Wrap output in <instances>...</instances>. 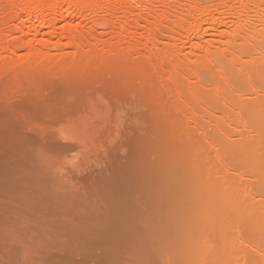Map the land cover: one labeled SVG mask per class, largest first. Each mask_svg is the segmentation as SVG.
I'll use <instances>...</instances> for the list:
<instances>
[{
  "label": "rangeland",
  "instance_id": "rangeland-1",
  "mask_svg": "<svg viewBox=\"0 0 264 264\" xmlns=\"http://www.w3.org/2000/svg\"><path fill=\"white\" fill-rule=\"evenodd\" d=\"M125 1V10L129 11L130 8L134 14H137L134 16L147 18L146 22L151 19V16L146 15L150 14L148 7H151L154 1L157 2L155 5L159 10L165 9V5L158 0ZM170 1L173 6L189 8L190 0ZM241 1L243 0H227L225 2L229 5L227 7L222 0H199L210 11L217 9L215 6L220 4L221 8L217 10L226 13L222 12L223 22L228 20L226 16L232 4L242 9L239 7L243 6ZM9 2L10 0H0V9H6L0 10L2 21H9V14L6 13ZM5 3H8V6ZM131 5H136V8ZM206 13L209 12L206 11ZM50 14L47 16H51ZM93 18L95 17L90 19V16H87L85 23L89 27L93 26L94 29L97 24ZM10 21L8 27L14 31L13 35L9 36L12 40L18 34L16 20ZM143 27L137 30L136 35H132L134 39L145 35H143L145 33ZM166 27H162L160 40L158 39L159 45L163 46V42L176 44L177 41L174 38L176 36L173 34L174 41H172L170 38L172 34ZM96 28L95 32L98 35L96 48L101 51L103 46L109 45L113 34L110 31L103 34ZM254 29L256 28L247 32L253 38L258 35ZM216 35L207 37L206 41L219 39ZM195 42L196 39H192L186 43L183 52L195 53L196 56L189 55L191 63L196 62L200 57L197 55ZM238 42L241 41L238 40ZM206 43L208 44V41ZM177 44L179 45V42ZM251 49L253 50V46ZM250 50L242 57L243 63L246 61L250 64L249 66L247 63L242 64L241 60H239L241 63L238 60L239 63H236L237 58L232 52L226 53L224 58L221 57L223 60L219 58L222 71L226 70L231 75V72L237 68L236 71L241 70L243 73H240L243 81H238L241 78L238 72L235 75L237 81L233 83L237 86L231 82L233 88L230 89L237 87L239 90H233L235 97L233 94L221 96V90L217 89L220 83L215 82L216 74L214 76V73L217 72L215 68L205 65L198 71V75L193 77L194 68L190 64L183 69L182 76H177L174 73L173 62L162 65L148 61L145 63L141 60L147 56L146 51L132 56L126 52H120L101 59L85 57L81 63L68 65L65 70L63 69V74L58 73L59 64L57 63L29 65L15 60L16 62L13 63V61L12 64H0V91L10 85H14L13 90L19 86L18 90L20 85L26 90L27 84H31L29 87L32 88V83L35 81L41 84L51 80V85L53 80L55 85L60 84L57 85L60 86L57 87L59 92H65L61 90L64 84L63 86L66 85L64 89H67L68 93L74 94L78 91V93L86 94L85 98H88L81 106L84 107L83 109L79 108V111H76L78 113L62 117L63 119L39 114L40 116L34 117L29 131L22 130L18 120L11 117L10 113L0 110V120L4 123L3 129L9 134V139L11 137L17 144V151L19 149L23 151L19 156L8 157L5 154L8 142L3 143L5 137L0 133V264H202V262L206 264L204 261L207 260L203 261L206 255L217 260L213 262L214 264H222L220 260L230 261L231 257H236L235 260L240 261V264H264L262 261L264 258L254 257L253 239L249 241L251 238L245 240L247 246L242 243L243 248H239V244L234 243L230 248V244L226 243L227 247L221 244L219 246L221 250L215 248L217 251L215 252L211 246L213 250L211 255H209L211 250H208L209 252L206 250L204 256L205 249L209 246L201 247L200 250L204 251L202 250L200 255L205 258L197 253L190 261L187 260L188 256L184 255V252L193 247L191 245L195 247L197 243H200L194 234L191 239L190 233H195L193 232L195 225H192L195 224L192 223L195 222L192 210L195 211L196 204L192 206L193 209L191 205L194 204V199L195 202L200 199L198 197L202 193H197L201 191V188L204 190L203 197H208L205 200L200 196L202 202L206 201L199 204L201 206L210 201L211 192L227 196L237 191L236 197L240 196L245 202L243 205L247 206L244 209L249 208L245 212L248 217L245 216L243 219L249 218V221L256 219V222L262 221L261 224L264 226V140H262L264 137V110H262L264 77H260L264 73V68L261 69L264 65V52L262 56L260 54L257 58L251 59L255 56L252 55L254 50L251 52ZM65 52H72V50L68 49ZM204 54L207 55L206 52H203ZM205 55L204 58H208ZM216 59L218 57L212 60L217 61ZM249 60H253L251 63L254 64L251 65ZM223 65L226 69H223ZM163 71L165 77L161 74ZM245 72H251L254 75L250 82L243 79L242 75ZM236 78H230V80H236ZM259 80H262V86L258 84ZM46 84H41L44 86L43 91L50 89V85ZM36 85L39 84L36 83ZM54 86L51 88L56 90ZM34 87L37 86L34 85ZM20 89L16 90L18 94H24L25 91ZM220 89H222L221 86ZM253 89H259L260 92ZM177 90L180 93L179 96L175 95ZM198 97L209 98L206 106L208 110L215 111L218 107H225V114L217 111L214 114L212 111H209L212 113H206L200 108ZM215 105L217 108H213ZM185 107L204 112L198 111L196 115L195 112L192 116H188L184 113ZM259 108H262L263 113L258 111ZM224 119L227 122H234L237 128L232 131ZM238 122L242 125L240 126ZM218 124L221 125L217 127ZM244 125L249 127L244 129ZM209 139L212 143L215 141L214 146L206 143ZM233 152L235 157L231 156ZM219 155L223 157L221 161H219ZM246 156L251 158L248 157V159ZM234 158L238 162H235ZM229 159L232 160L228 162ZM223 165H227L226 168ZM228 166L231 169L229 172ZM244 171L246 175H241ZM217 177L218 180L221 178V181L216 180ZM247 181L251 185L247 188L248 190L255 189L254 183L257 185V190H254L255 195H252L253 191L252 193L248 191L251 193L250 196L246 194L244 189L246 185H249ZM193 193L197 194V197ZM198 207L201 209L200 206ZM220 223L218 226L213 225L212 230L209 229V238L213 242L216 239L217 245L220 244L218 242L220 233L231 234L232 232L235 235L237 230L231 224V220L227 222L229 223L227 225L226 222ZM230 224L232 227L229 226ZM216 236L217 238H214ZM244 247L245 250H243ZM214 252L220 253L217 254L218 258L214 257Z\"/></svg>",
  "mask_w": 264,
  "mask_h": 264
},
{
  "label": "bare ground",
  "instance_id": "bare-ground-1",
  "mask_svg": "<svg viewBox=\"0 0 264 264\" xmlns=\"http://www.w3.org/2000/svg\"><path fill=\"white\" fill-rule=\"evenodd\" d=\"M124 1L125 0H116V1H114V0L113 1L112 0H10L9 4L5 3V5H7V4L9 5V6L7 5L9 8H7L8 11H6V13L9 14V16H8L9 21L10 20H16L15 26L17 28V34L18 35H16L15 37L13 36L14 38L12 40H10L9 36L13 35L14 31H13V29H10L8 27V24L12 21L9 22L6 20H4V21L0 20V64H2V63L3 64H12L13 61H14L13 63L16 62L15 60H18V61L20 60L19 62H24L25 64H29V65H34L36 63H42V64H47V65L57 63V64H59L58 65V71H59L58 73L63 74V72H62L63 69L65 70V68L68 65H72V64L76 65L77 63H81L85 57L86 58L101 59V58L109 56V55L119 54L120 52L121 53L126 52L132 56L135 54L139 55V53H141V51H146L147 56L145 58H142L141 60L145 61V63L148 61L150 63H153V62H156L158 64L161 63L162 65L173 62V64H174L173 69L175 70V72L174 71L173 72L176 73L177 76L178 75L182 76L183 69L185 67H188V65H190V64H191L190 66H193L192 68H194L193 69V77L194 76L196 77V75H198V71L205 65L206 66L209 65V67L211 66V68L212 67L215 68L217 71L214 73V76L216 74V76H215L216 81L215 82L217 84L219 82L222 89H220V86L217 87L218 85L216 87H217V89L219 88V90H221V96L224 97L227 94L235 93V91L238 89L237 87H235L236 89H232V90L230 89V88H233L232 87L233 85L237 86L233 82L237 81V78H236L237 76H235V75L238 71H236L237 68H236V70L233 68L234 71L231 72L232 74L235 72V74H233V75L228 74L226 72V70L222 71L220 69L221 63L219 61L220 59L223 60L221 57L224 58L226 53L231 54V52H232V54H234L235 57L237 58L236 60L234 58V60L236 61V63H239L240 62L239 60L242 61V57H243L244 53L248 54V52L252 48V46H253V50H254L253 51L251 49L253 51L252 55L255 57H253V58L251 57V59L257 58V56H259L260 54L262 56V53L264 52V0H243V1H241V2H243L242 3L243 6H239V7H242V9H239L236 6H232L233 5L232 4L228 8L229 13L228 12L227 13H228L229 17H228V15L226 16V18H228V20L225 18L227 20L225 22L222 21L224 18L223 13H225V11L223 12V11L217 10L218 8H221L220 4H218L219 6L216 5L215 7L217 9L214 8L215 10L213 9L214 11L211 10V11H213V12H211L210 10H207L204 7V4L202 5V3L199 2V0H190V4L188 3L189 8H186V9L180 8L179 5L173 6V4H171L172 2L170 0H158L159 2H162L165 5V9L159 10L158 7L155 5L157 2L155 3V1H154V3H152L151 7H148L150 9L149 10L147 9L148 13H150V14L146 15V16H151V19H149L150 21L148 20L146 22L147 18H143L144 19L143 20L142 19L143 16H141V17L140 16H138V17L134 16L137 14H134V12H132V10H130V8H129V11L128 10L126 11L125 10L126 7L124 6L126 4V1L125 2ZM226 1L227 0H222L223 3H225ZM127 2H129V1H127ZM150 2H152V0ZM129 3L131 4V2H129ZM133 4H136V3L133 2ZM144 4H145V2H144ZM136 5H134V6L131 5V6L136 8ZM226 5H227V7L229 6L228 4H226ZM7 6H5V7H7ZM2 9L6 10L5 8H2ZM2 9H0V10H2ZM4 10L2 12H4ZM134 10H136V9H134ZM206 11H208L209 13H206ZM119 12H121V13H119ZM50 13H52V14H50ZM46 14L47 15L50 14L51 16H47ZM138 15H140V13ZM46 16H47V18L48 17L49 18L47 19ZM87 16L88 17L90 16V19L92 17H95L93 19H95L94 22H96L97 26H95L96 24L94 26L97 27L99 30H101L100 31L101 33L105 34L108 31H110L113 34V36L110 39L109 45L103 46L101 51H98L96 48L98 45V40H97L98 35L96 34L95 31H97V30H95V27L93 29L92 28L93 26L89 27L86 25L87 23H85L87 20L86 19ZM5 21L7 23H5ZM142 23H144L145 25ZM165 23L167 25L164 26ZM143 25L145 27H143ZM234 25H235V27H232ZM140 27H143L142 29L146 30V31L144 30L145 33H143V35L144 34L145 35L138 38V39L137 38L134 39L132 37V35H136V32H137V30H139ZM162 27L167 28V30L172 34L171 36L169 35L171 40L174 41L173 39L176 38V41L179 42V45L177 44L176 41H175L176 44L173 42L172 43L169 42V43L165 44L163 42V44H164L163 46L159 45V40H160L159 35L161 34ZM252 28H256V29H254L255 30L254 32H256V34H258L257 37L253 38L247 33L248 31L249 32L252 31L251 30ZM215 32H216V34L218 32L217 35H218L219 39L218 38H216L218 40H216V39L212 40L211 39L212 41H209L207 39V41H208V44H207L206 38L210 37L211 35H216V34H213ZM173 34L176 37H174ZM140 36H141V34H140ZM192 39L193 40L196 39L194 46H195V49L197 50L196 52H198L197 55H199L200 57H198L199 58L198 60L196 59L197 60L196 62L192 61V63H191V59H190L191 57L189 55L191 54V56H196L195 53L194 52L189 53L190 52L189 51L188 52L189 54L187 52L185 54L183 52L185 51L184 47L187 45L186 43H188L189 41H192ZM238 40H240L241 42H238ZM209 42H212V43L209 44ZM160 43H162V42H160ZM250 45H252V46H250ZM68 49H71L72 52H65ZM251 50H250V52H251ZM203 52L207 53V55H205V54L204 55L208 56V58L207 57L204 58ZM192 53H194V54H192ZM214 57H216V58L218 57V59H216V60L219 61V63L217 61L212 60ZM206 58H207V60H206ZM231 60H233V59H231ZM237 60L239 62H237ZM249 61H250L249 63H251L253 60L252 61L249 60ZM255 61H257V59H255ZM193 62H194V64H193ZM244 63H247V66L250 65L246 61ZM244 63L242 61V64H244ZM229 64H231V63L229 62ZM252 64H254V63H251V65ZM260 65H262V64H260ZM262 66L263 67L261 69L264 68V65H262ZM163 67H165V66H163ZM166 67H167V65H166ZM222 67H224V65ZM223 69H226V68L224 67ZM210 70H212V69H210ZM263 70H261V73H263L262 72ZM164 71H165V69H164ZM164 71L161 72L162 75L164 74ZM212 71H214V70H212ZM238 73L240 75V76L238 75L239 77H241V74H243L241 70ZM176 74H175V77H176ZM257 74H258V72H257ZM244 75H245V78H244ZM244 75H242L243 79L249 80V82L254 77V75H252L251 72H245ZM262 75H264V73L261 74L260 77H264ZM230 76H233V77H230ZM230 78H232V79L236 78V80H230ZM79 79H81V78H79ZM177 79H178V77H177ZM239 79H238V81H243L242 77ZM255 79L257 81V78H255ZM37 80H39V79H37ZM50 81H47V82L45 81V82L50 85ZM78 81L82 82L81 80H78ZM261 81L259 80L260 83H258L260 86L263 85V84L261 85ZM35 82L39 85H41V84L47 85L46 83L40 84L37 81H35ZM84 82H86V81H84ZM231 82L233 83V85ZM34 83H32V85H33L32 88L29 87V85H31V84L28 83L26 86L27 87L26 90H25V88H23V86L21 87V85L19 84L22 91L23 90L25 91V92L23 91L24 94H22V95L18 94V92H17L20 89L19 88L17 90V88L19 86L18 87L16 86L17 88L15 87L17 91L12 89V87H14V85L13 86L10 85L11 88L9 86V87L3 89L2 91H0V110L10 113L11 117H13L14 119H17L19 127L24 131L30 130V128L32 127L34 117L35 118H36V116L38 117L39 114H41V115L44 114L42 116L50 115V116H53V118L55 116V118L60 119L62 117L64 118L67 116H71V114H73V113L74 114L78 113L76 111H79L78 109L82 108L81 107L82 104L85 103L84 101L86 99L85 97L87 96L86 94H85L86 95L85 96L82 93H78V91H77V93H74V94L68 93L67 89H64L66 87V85L63 86L64 84L62 85L63 89L61 88V90H65V92H62V91L59 92L58 91L59 89H57V87H60V86H57V85H60V84L55 85L53 83V80L51 82L50 89H45L44 91H43V88H44L43 85H41L39 88V85H36V83L35 84ZM190 83H192V82H190ZM216 83H215V85H216ZM240 83H242V82H240ZM113 84H115V82ZM34 85L37 87H34ZM256 85H257V83H256ZM51 86H52V88L54 86L56 88V90L52 89ZM178 86H181V84L180 85L178 84ZM41 87H42V89H41ZM45 87L49 88L48 86H45ZM83 87H85V86L83 85ZM254 88H256V87H254ZM21 89H20V91H21ZM85 89H86V87H85ZM176 89H178V88L176 87ZM263 89H261V90H263ZM233 90H235V91H233ZM256 90L259 91V89H256ZM256 90L253 89V91H256ZM237 91H239V90H237ZM247 91H249V90H247ZM85 92H83V93H85ZM176 92L177 93L175 95L180 94L178 92V90ZM20 93H22V92H20ZM258 96H259V94H258ZM199 97L197 99L199 102V106L206 113H212L213 112L212 114H214L215 111L220 112L221 114L224 113L225 107L224 108L223 107L217 108L216 105H218V104L213 106V108H217V109H215V111H213V109L208 110L209 108H207L206 106L208 105L209 98L203 97V99H200ZM234 97H235V95H234ZM213 98H214V96H213ZM226 98H227V96H226ZM216 99H217V97L215 98V100ZM218 99H219V97H218ZM231 99H232V96H231ZM223 100H224V98H223ZM262 105H263V103H262ZM236 107L238 108L237 105H236ZM185 108H184L185 112L184 111L183 112L186 113L188 116L189 115L192 116V113L194 114L195 112H196L195 113V115H196L198 113V111L204 112L202 110L195 111V110H193L194 108L192 110H190L189 109L190 106H189V108H187V107H185ZM232 108H233V106H232ZM256 109H258V107ZM259 109L260 110H258V111H261V113H263L262 110H264V107H263V109L262 108H259ZM209 111H212V112H209ZM230 111H232V110H230ZM228 113H229V111H228ZM228 113H226V114L228 115ZM216 114H218V113H216ZM230 115H232V114H230ZM230 115H228V116H230ZM222 117H224V116L222 115ZM50 118H52V117H50ZM226 120H228V118ZM224 121H225V119H224ZM225 122H227V121H225ZM225 122H224V124H225ZM238 123H240V126L242 125L241 122H238ZM3 125H4V123L0 120V133L5 137V140L3 141V143L5 144L6 141L8 142L6 149H5V154L8 157H13V156H17V155L19 156L21 153H23V151L21 149H19V151H17V148H18L17 144L11 139V137H10L11 140L9 139V134L7 133V131H5V129H3ZM220 125L221 124H218L216 126L218 127ZM227 125L232 129V131H234L233 129L237 128V127H235L237 125L234 122L233 123L227 122ZM243 127H244V129H247L249 126L244 125ZM203 128H205V127H203ZM249 131L251 132V130H249ZM245 132H246V130H245ZM245 132H244V134H245ZM247 133H249V132H247ZM65 140H67V139H65ZM225 140L227 141V139H225ZM225 140H224V142H226ZM260 140H261V138H260ZM262 140H264V137ZM213 142L215 143V141H213ZM206 143H208V145L210 144L211 146L214 144L211 142L210 139ZM228 143L231 144V142H229V140H228ZM228 143H226V144L229 145ZM263 143H264V141H263ZM243 145H245L244 142H243ZM240 148H241V146H240ZM230 152H231V150H230ZM226 153H227V151H226ZM226 153H224V154H226ZM220 156L221 155H219L218 157H220ZM231 156L235 157L234 152H233V155H231ZM248 157H250V156H246V158H248ZM222 158L223 157H220L219 161H221ZM229 158H230V156H229ZM236 158H237V156H236ZM230 160H232V159H229L228 162H230ZM234 161L238 162V161H236V159ZM228 164L232 165L230 163H228ZM226 166H224V167L226 168ZM236 167L238 168V165ZM229 169L230 168L228 166L227 167L228 172H229ZM234 171H235V169H234ZM237 171H238V169H237ZM241 172H243V171H241ZM241 175H246V172L244 171V174L241 173ZM217 176H218V173H217ZM238 176H240V175H238ZM216 180H218V177ZM222 180H223V178H222ZM218 181H221V178ZM259 181H260V179H259ZM215 182H217V181H215ZM247 182H246V184H247ZM251 182H254V181L251 180ZM249 183L250 182H248V184ZM254 185H255L254 190H257L256 189L257 185L255 183H254ZM248 187H251V185L250 184L246 185V188L244 189V190H246V194L248 193V191H250L251 193L253 191V193H252V195H253L255 193L254 190H248L247 189ZM220 189H221V187L219 188V190ZM195 190H196V188H195ZM200 190H197V191H200L197 194H200V193L203 194L204 190H202V188ZM231 190H233V189H231ZM233 192H234V190H233ZM250 192L247 195L250 196V194H251ZM236 193H237V191H236ZM197 194H195L196 197H197ZM202 194L200 195L201 197H203ZM204 194H206V192ZM235 194L231 193V195L226 196L223 194L219 195L218 193L214 194V192H211V194H210L211 196L209 198L210 201L209 202L207 201V203H206V204H209L208 205L209 208L206 204H204L202 206L199 205V204L205 203L206 202L205 200L208 197H206V196H205L206 198L203 197V199H205L204 200L205 202L204 201L202 202V198L200 196L198 197V198H200L198 201L195 202V199H194V204H192L191 207L193 205L195 206V204H196V206L194 207L195 211L192 207V209H193L192 210L193 220L195 222H192L193 220L191 222L195 223V224H192V225H195L194 230L192 229L193 232H195V233H192V234L190 233V235H191L190 238L193 239L192 235L194 234V235H196V237L198 238L200 243H197V245L195 247H194V245H191L193 247H190V249H188L186 251V253L184 252V255L188 256L187 260L191 261L192 258H194L195 255H197V253L199 254V256H203V255H200V252L204 251L203 249L200 250L201 247L205 248L206 246H209V247H206V249H205V254H204V256H205L206 250L210 251L211 246H212V249L216 248L219 251L221 250V248L219 247L221 244L224 247L225 246L227 247V244H230L229 246H230V248H232L233 247L232 244L234 243V244H239V248H243V247H241L242 243H243V245H245L246 244L245 240L246 239L249 240L250 238L251 239L249 241H251L253 239L252 242L254 244L253 245L254 253L253 252L252 253L255 255L254 257H256V259L259 257H262V259L264 258V226H263V224H261L263 222L262 221H260L261 223H259L258 221L256 222V219H255L253 221L252 220H250V221L251 222L255 221L256 223L254 222V223L250 224L249 218L244 220L243 218H245V216L248 217L245 212H247L249 210V208H248V210H247V208L244 209V207H247V206L243 205L245 202L242 200V198H240V196L238 197V195H237V197H236ZM193 195H194V193H193ZM220 196H222L223 198L222 197L220 198ZM228 196H230V197H228ZM249 196H248V198L250 199L251 197H249ZM253 198H255V196H253ZM239 199H241V200H239ZM198 206H200L201 209ZM262 218H260V220H262ZM216 220H218V221H216ZM230 220H231V224H233V226H235V228L237 229L235 231L236 234L234 235V234H232V232H231V234L230 233L227 234V232L220 233L218 235V237H219L218 242L220 244L217 245L218 243L216 242V239H214L215 240L214 241L215 243H214L209 238V235H210L209 229L212 230L213 228H211V227H214L215 225L218 226L219 224H221L220 222H222V223L226 222V225H227V224H229L227 222H230ZM217 222H218V224H216ZM234 223H236V225ZM231 224L229 225L230 227H232ZM235 232H233V233H235ZM212 236H214V235H212ZM196 237L194 239H196ZM214 238H217V236ZM248 243L250 244V242H248ZM198 244H200V246ZM224 244H226V245H224ZM217 246H218V248H217ZM245 246H247V244ZM216 249L214 250L215 252H217ZM235 249H236V247H235ZM246 249H248V248H246ZM243 250H245V247ZM212 252H213V250H211L209 252V255H211ZM215 252H214V254H215L214 257L218 258L219 255L217 256V254H220V253H215ZM239 252H241V251H239ZM201 254H203V253H201ZM253 254H251V255H253ZM236 255H238V254H236ZM245 255H247V254H245ZM205 257H204L205 259H203L202 257H200V258H202L203 261L207 260L209 262L208 263L207 261H204L206 264H212L213 262H217V260L210 258V256L208 257V255H206ZM207 258H210V259H207ZM220 258H221V256L219 257V260H220ZM235 259H236V257H234V258L231 257L230 261L229 260H227V261L220 260V263L222 261V264H224L223 262H225V264H233V263L240 264L239 263L240 261L238 262ZM209 260H211L212 263ZM212 260H215V261H212ZM232 260H233V262H232ZM262 261H264V260H262ZM256 263H258V262H256ZM202 264H203V262H202Z\"/></svg>",
  "mask_w": 264,
  "mask_h": 264
}]
</instances>
